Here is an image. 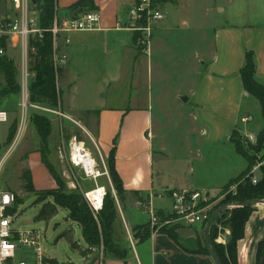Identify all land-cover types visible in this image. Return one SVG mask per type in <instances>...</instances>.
<instances>
[{
  "label": "rangeland",
  "instance_id": "rangeland-1",
  "mask_svg": "<svg viewBox=\"0 0 264 264\" xmlns=\"http://www.w3.org/2000/svg\"><path fill=\"white\" fill-rule=\"evenodd\" d=\"M169 2L175 6L170 7L169 11L164 9L166 18L164 17L163 21H169L168 31L154 36L153 28L149 58L152 64L149 75L146 71L148 65L146 58L140 57L142 64L140 66L136 63V78L131 85L129 84L127 76L131 69L129 68L131 61L129 62L126 52L124 54L115 52L116 45L121 43L120 40L113 41L115 47L110 45L114 49L113 53L111 48L108 52L106 48L101 47L99 51L97 48L92 53L82 51L79 59L74 63L69 58V63L59 64L57 85L60 91V110L66 115L62 119L47 116L51 122L48 158L66 191H78L81 195L87 190L93 191L96 188L111 191L107 177L102 175L104 167L96 147L94 137L96 119L94 116H87L86 111L99 110L104 107L139 106L150 100L154 120L152 129L154 150L157 153L163 145L174 156L173 158L184 157L187 160L191 156V149L197 150L199 146L198 124L190 116V105L182 100L186 96L180 97L177 95L178 91L189 89L192 81L198 80L195 74L197 70L203 71L205 66L201 62H208V56L213 47L214 30L219 31L225 24L245 26L264 23V0H170ZM152 4L162 8L163 3L161 0H155ZM65 36L61 34L58 39V58H62L63 48L67 46L64 41ZM72 45H74L73 41L68 44V46ZM133 47L137 53L143 54L140 43L137 41V35H133ZM9 56L14 59L17 68L20 64V52L17 50ZM104 72L112 80L118 77L120 81L107 87L104 82L100 81ZM253 102L257 106L258 103L254 100ZM18 104V95L0 101V108L9 113V121L0 125L2 143L7 139L12 120L18 116ZM72 107L77 109L76 113L71 112L73 110L70 111ZM250 115L254 120L249 125L254 127L257 122L262 124L258 108ZM233 140L242 146L244 153L250 158L251 175L255 170L254 172L260 176V167H264L262 154L255 153L247 147V143L251 145L255 143H246L241 139L239 141L236 137ZM74 141L83 144L84 149L95 161L94 174L99 173L101 176L96 178L86 176L80 166L73 165L71 145ZM37 147L35 129L28 119L20 143L7 159L0 173L1 190L10 191L17 198L15 227L46 230L42 244L43 254L46 258L54 259L60 264H104L102 247L95 250L93 255L83 259L79 250L71 249L69 242L61 238L63 233L71 231L70 237L73 243L82 250L87 248L82 240L79 226L70 220L66 209L58 208L57 214L47 222L36 220L43 204L38 200L37 193L57 190L48 171L40 162ZM200 151L202 154L203 150L200 149ZM158 158L156 154L155 160ZM172 162L166 166L168 171L180 172L179 166ZM230 166L226 174L223 173L221 176H213L206 180L208 185L210 187L220 186L236 168V165L231 164ZM27 169L31 172L35 193H27L23 188L21 174ZM234 192V184L228 187L226 185L210 199V207L224 202L226 196L233 195ZM44 203H52V201L47 199ZM118 216L121 219L119 212ZM216 227L217 238L219 235H229V231L220 224ZM116 233L117 238L115 239L130 249L132 244L124 224ZM128 254L129 257L132 256L130 250Z\"/></svg>",
  "mask_w": 264,
  "mask_h": 264
},
{
  "label": "crops",
  "instance_id": "crops-1",
  "mask_svg": "<svg viewBox=\"0 0 264 264\" xmlns=\"http://www.w3.org/2000/svg\"><path fill=\"white\" fill-rule=\"evenodd\" d=\"M77 1L79 0H56V9L58 12H68ZM133 1L94 0L95 11L100 14L101 30L66 34L65 38L69 43L73 41L74 44L68 46L69 43H65L67 46L63 48L62 57L65 58L66 64L69 63V58L72 63L76 62L82 51L92 53L97 48L99 51L103 47L110 52V45H115L113 41L120 40L121 43L116 45L115 52L121 54L126 52L129 62L131 61L129 63L131 69L127 76L129 84L131 85L136 78V63L140 66L142 64L140 57L146 58L148 64L146 71L149 75L153 37L151 36L147 53L139 54L133 47V34L117 28L118 24L127 22V11ZM161 1L163 4L160 10L166 18L164 9L169 11V8L175 5L169 2L170 0ZM13 16L14 11L7 1L0 0V22ZM168 25L169 21L166 20L157 23L154 26V36L168 31ZM7 48L6 53L13 54L19 51V44L12 39ZM111 50L113 53L114 49ZM246 52H252L255 65L254 78L264 87V23L245 26L225 24L219 31L214 30L213 47L208 62H201L205 67L202 72L197 70L195 74L198 80L192 81L189 89L178 91L177 95L180 97L186 96V103L190 105V116L198 124L199 146L197 150L191 149V156L187 160L184 157L173 158L174 156L163 145L157 153L154 150L152 143L154 120L150 100L139 106L104 107L94 110L99 113L94 137L103 161L110 153L112 141L117 140L114 166L121 179L125 195L122 203L118 200L116 202L122 219L118 216L116 232L124 224L130 236L133 227L148 223L149 218L145 210L135 206L138 200L149 202L150 208L156 214L166 218L171 215L169 189L197 191L204 193L210 200L246 169V161L235 152L230 142L233 131H236L242 139L247 136L256 139L262 128L259 122L254 127L249 123L246 125L240 123V118L245 115L251 116L256 108L260 112L259 105L257 104V107L253 102L254 99L243 90L239 76ZM100 81L110 87L120 79L116 77L112 80L104 72ZM76 110L74 107L70 108L73 113H76ZM200 149L203 150L202 154ZM156 154L158 160H155ZM172 161L179 166L180 172L168 171L166 166ZM231 164L236 165L231 176L220 186L210 187L206 180L226 174ZM253 176L260 177L256 172ZM185 229L194 231L196 237L181 238L177 235L179 244L160 233L150 236L142 243L130 237L133 246L132 248L130 245L132 256L129 257L128 254L125 261L105 259L104 264H213L208 255L188 254L182 250L181 247L193 249L194 240L202 236V230L198 228ZM216 243H219L217 239ZM260 244H264V207L256 208L245 224L244 237L237 244V264H264V259L257 258Z\"/></svg>",
  "mask_w": 264,
  "mask_h": 264
},
{
  "label": "trees",
  "instance_id": "trees-1",
  "mask_svg": "<svg viewBox=\"0 0 264 264\" xmlns=\"http://www.w3.org/2000/svg\"><path fill=\"white\" fill-rule=\"evenodd\" d=\"M151 1L154 2L155 0ZM35 8L38 12V27L43 32L40 39L35 37L29 39V47L31 50H34V52H29L30 72L34 74L29 84V102L50 109H57L60 108V91L53 68V46L51 33L49 32L55 13L58 12L56 9V0H36ZM68 11H71L70 15L72 16L95 11L94 0H79ZM0 47L5 49V51L8 50L4 38H0ZM254 75L255 65L253 54L252 52H246L244 55V65L239 70V76L243 90L259 105L262 128L257 134L254 145L247 143L236 131L232 132L230 142L234 146L235 152L246 161L248 166L239 176L227 184V187L228 185H235L234 194L226 196L227 198L224 202L214 206L209 215L217 208L228 204L264 199V167H260V177L258 180L256 179V184H252L251 178L253 175H251L249 168L250 158L244 153L242 146L233 140L234 137L239 141L240 139L243 140L247 143L248 148L252 149L255 153H261L262 159H264V87L256 82ZM18 92L17 68L14 64V59L6 53V55L0 57V101L10 96L17 97ZM85 114L87 116H94L95 119H98L99 115L98 111H86ZM29 123L35 129L38 140L37 153L39 154L40 162L48 171L57 187L55 191L37 193L38 200L43 204L36 220L47 222L57 214L58 208L66 209L69 212L70 220L79 226L82 240L87 246L86 249H80L73 243L72 237H70L71 231H68L63 233L61 238H65L69 242L71 249L79 250L81 257L85 259L93 255L95 250L102 247L103 258L125 261L131 249L126 248L119 240L115 239L117 238L115 228L118 224L116 200L122 203L125 195L121 179L114 166L117 140L114 139L112 141V148L108 157L105 159L107 173L116 200L111 191L105 189L101 209L95 213L91 210L83 193L81 195L78 191H66L59 175H57L49 162L48 144L51 136V122L49 118L40 114L30 113ZM95 124L97 127V120ZM16 126L17 120L14 118L9 126L4 147L11 142L16 131ZM21 181L27 193H35L30 170H23ZM47 199H51L52 203H44ZM210 203L211 201L208 200L206 204L209 205ZM254 210L255 208H235L222 213L216 218L209 235L212 247L221 264H237V244L244 237L245 224ZM157 216L161 221L170 217L163 218L159 214ZM219 224L229 231V241L225 245L216 243L218 233L216 226ZM180 228L182 227L176 225L162 228L159 233L167 235L173 242L179 244L176 231ZM130 232L132 238L138 243L145 242L151 236L148 223L133 227ZM181 248L188 254L208 255L202 236L194 240L193 249ZM257 258L258 260L264 259V244L259 245ZM53 264H56V262Z\"/></svg>",
  "mask_w": 264,
  "mask_h": 264
},
{
  "label": "built area",
  "instance_id": "built-area-1",
  "mask_svg": "<svg viewBox=\"0 0 264 264\" xmlns=\"http://www.w3.org/2000/svg\"><path fill=\"white\" fill-rule=\"evenodd\" d=\"M6 1L13 9L14 16L0 22V38L5 39L7 47L12 39H15L19 44L20 64L17 66L19 113L17 118H15L17 120L16 131L9 145L4 147L5 142L2 143L0 141V173L7 159L20 143L30 113L40 114L45 117L54 116L59 119L65 117V114L60 108L50 109L29 102V84L34 76V74L30 72L29 57V52H34V50H31L29 47V39L31 37L40 39L43 32L38 27V12L35 8L36 0ZM70 14L67 17L59 18L56 12L49 29L52 37V62L56 74V82L59 64L66 63L64 57H57L59 36L61 34L97 32L101 30L100 14L97 11H89L76 16ZM163 18L164 15L159 6L153 5L151 0H134L127 11V22L122 25L118 24L117 28L126 30L135 36L137 35V41L140 43L141 51H143V54H146L153 28L157 23L162 21ZM64 41L66 44L69 43L67 38H65ZM4 55H6V51L0 47V57ZM252 120L253 118L251 116H244L240 118V123L246 125ZM8 121L9 113L0 108V125L6 124ZM244 140L250 143H255L256 141L252 136H247ZM71 162L73 163L72 159ZM102 163L104 167L102 175L107 177L109 185L111 186L103 159ZM83 171L86 176H91L93 178L101 176L99 173H97L98 175L94 174L95 168L91 173L85 169H83ZM256 181V178L253 176L251 178V183L256 184ZM101 189L103 190V200L105 188ZM111 192L116 200L112 186ZM168 193L171 201V215L164 221L159 220L157 214L150 208L149 202L138 200L135 204L136 208L145 210V214L148 215L151 236L159 233L162 228L171 227L172 225L203 230L204 225L210 217L209 214L211 211L210 205L206 204L208 202V197H206L204 193L189 190L169 189ZM84 198L93 212L96 213L101 209L102 201L100 205L96 207L91 202L88 192L84 193ZM16 200L17 198L14 193L2 191L0 187V264H53L54 262L60 264L54 259L46 258L43 254L42 244L45 239L46 230L15 227V215L17 210ZM225 236V234L219 235L217 241L221 244H225Z\"/></svg>",
  "mask_w": 264,
  "mask_h": 264
},
{
  "label": "water",
  "instance_id": "water-1",
  "mask_svg": "<svg viewBox=\"0 0 264 264\" xmlns=\"http://www.w3.org/2000/svg\"><path fill=\"white\" fill-rule=\"evenodd\" d=\"M33 3H34V1H33ZM70 13H71V11L58 12V17L59 18L67 17ZM182 100L184 103L187 102V98H182ZM259 207H264V199H257V200H253V201L242 202V203H232V204H229L226 206L219 207L215 211L212 212V214L208 218V220H207V222L204 225V228L202 230V238H203L204 246L206 247V250L208 252V256L212 260L213 264H221L220 260L216 256L215 251L212 247V243H211L210 235H209L210 229H211L212 225L214 224L216 218L219 215H221L222 213L229 211V210H232V209H235V208H255L256 209ZM176 233L181 238H195L196 237L194 231L188 230L185 228L178 229L176 231ZM225 241L226 242L229 241V235L225 236Z\"/></svg>",
  "mask_w": 264,
  "mask_h": 264
},
{
  "label": "bare ground",
  "instance_id": "bare-ground-1",
  "mask_svg": "<svg viewBox=\"0 0 264 264\" xmlns=\"http://www.w3.org/2000/svg\"><path fill=\"white\" fill-rule=\"evenodd\" d=\"M71 159L74 164L85 169L89 173L94 171L95 161L90 156L89 152L84 149L82 143L73 142L71 145ZM103 190L101 188H96L93 191L88 192V196L91 202L98 207L102 201Z\"/></svg>",
  "mask_w": 264,
  "mask_h": 264
}]
</instances>
